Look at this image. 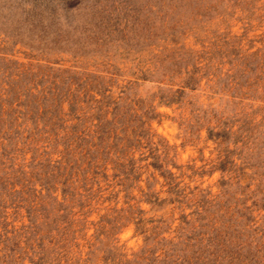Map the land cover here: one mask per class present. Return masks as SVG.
<instances>
[{"label": "rangeland", "instance_id": "1", "mask_svg": "<svg viewBox=\"0 0 264 264\" xmlns=\"http://www.w3.org/2000/svg\"><path fill=\"white\" fill-rule=\"evenodd\" d=\"M0 264H264V0H0Z\"/></svg>", "mask_w": 264, "mask_h": 264}]
</instances>
